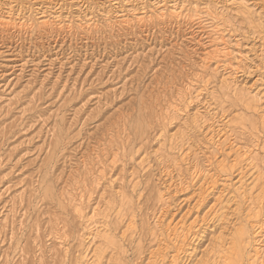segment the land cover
<instances>
[{
	"label": "rangeland",
	"instance_id": "rangeland-1",
	"mask_svg": "<svg viewBox=\"0 0 264 264\" xmlns=\"http://www.w3.org/2000/svg\"><path fill=\"white\" fill-rule=\"evenodd\" d=\"M263 93L264 0H0V264H264Z\"/></svg>",
	"mask_w": 264,
	"mask_h": 264
},
{
	"label": "bare ground",
	"instance_id": "bare-ground-1",
	"mask_svg": "<svg viewBox=\"0 0 264 264\" xmlns=\"http://www.w3.org/2000/svg\"><path fill=\"white\" fill-rule=\"evenodd\" d=\"M172 2H173V1H172ZM244 3H245V2H244ZM202 5H203V4H202ZM243 6H244V5H243ZM160 7H162V6H160ZM160 7H159V8H160ZM181 7H182V6H181ZM205 9H208V7H207V8H203V10H205ZM167 10H168V9H167ZM172 10H173L172 13H174V17H175V18H181V17H182V14H181L180 12H176V10H177V11H178V10L181 11V8H178V7H177V8H174V9H172ZM203 10H202V11H203ZM220 10H221V9H220ZM205 11H206V10H205ZM208 11H210V9H209ZM192 12H193L194 15H192L191 17H196V16H197L198 18H200V15H201V14H200V13H201L200 11L192 10ZM206 12H207V11H206ZM206 12H205V13H206ZM220 12H221V11H220ZM205 13H204V14H205ZM209 13H211V12H209ZM209 13H207V14H208V15H211V14H209ZM223 13H224V12H223ZM255 13H256V12H255ZM161 14H162V13H161ZM212 15H213V14H212ZM212 15H211V16H212ZM5 17H6V16H5ZM10 17H11V16H10ZM10 17H9V18H10ZM41 17H42V16H41ZM50 17H51V15H50ZM198 18H197V19H198ZM251 18H252V17H251ZM3 19H4V18H3ZM50 19H51V18H50ZM189 19H191V18H189ZM211 19H212V18H211ZM2 21H3V20H1V22H2ZM196 21H199V20H196ZM213 21H214V19H213ZM10 22H11V20H10ZM5 23H7V22L5 21ZM13 23H14V22H13ZM137 23H138V22H137ZM19 24H20V23H19ZM15 25H16V24H15ZM4 26H5V25H4ZM6 26H8V25H6ZM17 26H19V25H17ZM36 26H38V25H36ZM12 27H13V26H12ZM96 27H97V26H96ZM40 28H41V27H40ZM68 28H69V27H68ZM212 28H214V27H212ZM216 28H217V27H216ZM214 32H215V31H214ZM211 33H213V31H212ZM220 33H221V32H220ZM211 36H212V35H211ZM220 38H221V37H220ZM216 41H217V42H216V44H217V43L221 42V39L216 38ZM215 54H216V53H215ZM213 55H214V54H213ZM218 55H219V54H218ZM218 55L215 56V57L219 59L220 57H218ZM230 56H231V55H230ZM221 57H222V56H221ZM211 58H212V57H211ZM213 58H214V57H213ZM232 58H233V57H232ZM232 58H230V60H231ZM208 59H209V57H208ZM228 59H229V58H228ZM210 60H211V59H210ZM233 60H234V59H233ZM222 61H223V60H222ZM227 61H228V60H227ZM225 62H226V61H225ZM219 64H221V63L219 62ZM219 64L217 63L216 65H219ZM223 65H224V64H223ZM227 65H228V64H227ZM219 66H220V65H219ZM217 68H218V66H217ZM217 68H214V69H217ZM220 68H221V66H220ZM226 69H227V68H226ZM215 71H216V70H215ZM228 74H229V73H228ZM227 77H228V76H227ZM222 79H223V78H222ZM225 82H226V80H225ZM228 82H229V81H228ZM226 83H227V82H226ZM188 86H189V85H188ZM192 86H193V84H192ZM186 87H187V86H186ZM205 87H206V86H205ZM227 87H228V86H227ZM233 87H234V86H233ZM218 88H219V87H218ZM240 88H241V87H240ZM188 89H189V87H187L185 90L188 91ZM222 89H223V88H222ZM248 90H249V89H248ZM199 91H200V90H199ZM240 91H241V90H239L238 93H240ZM179 92H180V91H179ZM179 92H178V93H179ZM191 92H192V91H191ZM188 93H189V92H188ZM199 93H200V92H198V94H199ZM216 93H217V92H216ZM233 93H234V92H233ZM253 93H254V92H253ZM257 93H258V92H257ZM184 94H185V93H184ZM186 94H187V93H186ZM198 94H197V95H198ZM246 94H247V92H246ZM261 94H262V93H261ZM263 94H264V93H263ZM195 95H196V94H195ZM186 96H187V95H186ZM188 96H189V95H188ZM190 96H191V95H190ZM232 96H233V95H232ZM246 96H247V95H246ZM260 96H261V95H260ZM199 97H200V95H199ZM241 97H243V96H241ZM252 97H253V96H252ZM196 98H197V97H196ZM198 99H199V98H198ZM198 99H197V100H198ZM177 100H178V99H177ZM235 102H236V101H235ZM237 102H238V101H237ZM255 102H256V101H255ZM238 103H239V102H238ZM254 104H255V103H254ZM257 104H258V103H257ZM248 105H249V104H248ZM186 107H187V106H186ZM254 108H255V107H254ZM257 111H258V110H257ZM259 111H260V110H259ZM162 112H163V111H162ZM244 112H245V111H244ZM200 114H201V113H200ZM249 114H250V113H249ZM173 115H174V114H173ZM193 117H194V116H193ZM220 117H221V116H220ZM245 118H246V117H245ZM219 119H220V118H219ZM253 119H254V118H253ZM227 120H228V119H227ZM227 120H226V121H227ZM259 120H260V123H261L262 127H264V116H261V117L259 118ZM228 121H229V120H228ZM254 122H255V121H254ZM212 123H213V122H212ZM238 128H239V127H238ZM259 128H260V127H259ZM252 129H253V128H252ZM263 129H264V128H263ZM206 131H207V130H206ZM256 132H257V131H256ZM263 132H264V130H263ZM243 135H244V134H243ZM256 137H257V136H256ZM230 139H231V138H230ZM234 139H236V138H234ZM246 139H247V138H246ZM260 139H261V138H260ZM231 140H232V139H231ZM256 140H257V139H256ZM251 141H252V140H251ZM228 144H229V143H228ZM251 144H252V143H251ZM231 145H233V144H231ZM253 145H255V144H253ZM253 145H252V146H253ZM228 146H229V145H228ZM234 146H236V145L234 144ZM257 146H258V145H257ZM237 147H240V146H237ZM237 147L235 148L236 150L234 151V153H238L239 156L237 155V158L235 159V161L238 162V160L240 159V160L243 161V162L247 161L248 165L251 164V162L253 161V159H252V157H251V153H250V151L245 150V151L242 152V150L240 149V148H242V147H240V148H238V149H237ZM258 147H259V146H258ZM228 148L231 149V146L228 147ZM242 149H244V148H242ZM245 149H247V148H245ZM259 149H260V148H259ZM259 149H258V150H259ZM219 150H220V149H219ZM228 150H229V149H228ZM240 150H241L242 153L239 152ZM259 151H260V150H259ZM259 151H258V152H259ZM185 152H186V150H185ZM229 152L231 153L230 150H229ZM221 154H222V153H221ZM224 155H225V154H224ZM185 156H186V155H185ZM233 156H235V155H233ZM256 156H257V155H256ZM258 156H259V155H258ZM250 157H251V158H250ZM171 158H172V157H171ZM228 158H230V157H228ZM254 158H255V157H254ZM168 159H169V158H168ZM191 159H192V158H191ZM223 159H226V158H223ZM223 159H222V160H223ZM255 159H256V158H255ZM260 159H261V158H260ZM230 160H231V159H230ZM197 161H198V160H197ZM235 161H234V162H235ZM248 161H249V162H248ZM255 161H256V160H255ZM255 161H253V162H255ZM231 162H232V161H231ZM195 163H196V162H195ZM195 163H194V164H195ZM241 163H242V162H241ZM241 163H240V164H241ZM247 163H246V165H247ZM172 164H173V163H172ZM213 164H214V163H213ZM221 164H222V163H221ZM240 164H239V165H240ZM243 164H245V163H243ZM222 165H223V164H222ZM232 165H233V163H232ZM248 165H247V166H248ZM256 165H258L257 162H256ZM224 166H225V165H223V167H224ZM228 166H229V164H228ZM240 167H241V166H240ZM249 167H250V166H249ZM257 167H258V166H257ZM178 168H179V167H178ZM180 168H181V167H180ZM182 168H183V167H182ZM200 168H201V167H200ZM230 168H232V167H230ZM246 168H247V167H244V169H246ZM258 168H259V167H258ZM201 169H203V168H201ZM252 169H254V168H252ZM252 169H251V170H252ZM187 170H188V169H187ZM225 170H227V169H225ZM229 170H230V169H229ZM259 170H260V169H259ZM182 171H183V170H182ZM260 171L262 172V170H260ZM199 172H200V171H199ZM208 172H209V171H208ZM217 173H218V172H217ZM237 173H238V172H237ZM240 173H241V170H240ZM252 173H253V172H252ZM257 173H258V172H257ZM183 174H184V173H183ZM206 174H207V173H206ZM241 174H242V173H241ZM241 174H240V175H241ZM204 175H205V173H204ZM207 175H208V174H207ZM210 175H211V174H210ZM217 175H218V174H217ZM255 175H260V174H255ZM189 176H190V175H189ZM197 176H198V175H197ZM201 176H202V175H201ZM226 176H227V175H226ZM253 176H254V175H253ZM206 177H207V176H206ZM208 177L212 179V176H208ZM243 177H244V174H243ZM248 177H249V176H248ZM199 178H200V177H199ZM201 178H203V176H202ZM246 178H247V177H246ZM258 178H259V177L257 176V177L253 180V183H254L255 181H259ZM194 179H195V178H194ZM204 179H205V180H204ZM204 179H203V180L206 182V181H207L206 178H204ZM219 179H220V178H219ZM252 179H253V177H251V180H252ZM199 180H201V179H199ZM227 180H228V179H227ZM233 180H234V179H233ZM192 181H193V180H192ZM194 181H195V180H194ZM201 181H202V180H201ZM215 181H216V180H215ZM238 181H239V183H240V180H239V179H238ZM238 181H235V182H237V184H238ZM248 181H249V180H248ZM196 182H197V181H196ZM205 182H204V183H205ZM224 182H227V181H224ZM241 182H242V181H241ZM245 182H246V181H245ZM197 183H198V182H197ZM197 183H196V184H197ZM214 183H215V182H214ZM248 183H249V182H248ZM256 183H257V182H256ZM222 184H223V183H222ZM243 184H245V183H243ZM250 184H251L250 186L253 185L252 183H250ZM261 184H262V182H261ZM201 185H203V184L201 183ZM205 185H208V182H207V184H205ZM205 185H204V186H205ZM211 185H212V184H209L208 186L210 187ZM255 185H256V184H255ZM255 185H253V186H255ZM195 186H196V185H195ZM242 186H244V185H242V184L240 183L239 188L236 189V188L234 187V188H235V192H236V193H239V195L243 192L242 190H244V189H242V188H243ZM202 187H203V186H202ZM209 187H208V188H209ZM211 187H212V186H211ZM214 187H215V186H214ZM221 187H222V186H221ZM227 187H228V186H227ZM230 187H233V186H230ZM230 187H229V188H230ZM237 187H238V185H237ZM208 188H205V189L207 190ZM215 188H216V187H215ZM219 188H220V187H219ZM234 188H233V189H234ZM202 189H204V188H202ZM202 189H201V190H202ZM210 189H211V188H210ZM210 189H209V190H210ZM250 189H251V187L249 188V190H250ZM206 190H205V191H206ZM253 190H254V189H253ZM157 191H158V190H157ZM210 191L212 192V189H211ZM229 191H230V190H229ZM246 191H247V188H246ZM158 192H159V191H158ZM203 192H204V190H203ZM208 192H209V191H208ZM214 192H215V191H214ZM222 192H223V191H222ZM231 192H232V189H231ZM231 192H230V193H231ZM248 192H249V191H248ZM262 192H263V191H262ZM161 193H162V192H161ZM206 193H207V192H206ZM206 193H205V194H206ZM215 193H216V192H215ZM233 193H234V192H233ZM258 193H259V192H258ZM157 194H158V193H157ZM205 194H204V195H205ZM216 194H218V193H216ZM224 194H225V193H224ZM234 194H235V193H234ZM243 194H244V193H243ZM243 194H242V195H243ZM250 194H251V192H250ZM220 195H221V194H220ZM239 195H236V196H239ZM242 195H241V196H242ZM261 195H263V194H261ZM217 196H218V195H217ZM253 196H254V195H253ZM258 196H260V195L258 194ZM258 196H257V199H258V200H256L255 203H251V207L248 208V212H247V215L250 217V220H251V218H253V219L256 220V223H254L255 225L253 226L254 228L256 227V232L254 231L253 234L256 233V236L259 237V238L261 239V241L254 242L256 245H259V244H260V243L258 244V242H264V216H263V218H262V215H261V211H262L261 209H262V205H263L262 202H263L264 200L261 202L260 200H261L262 198L259 200V197H258ZM73 197H75V196H73ZM204 197H206V196H204ZM213 197H214V196H213ZM261 197H262V196H261ZM215 198H216V195H215ZM220 198H221V197H220ZM226 198H227V197H226ZM226 198H225V199H226ZM235 198H236V197H235ZM240 198H241V197H240ZM74 199H75V198H74ZM218 199H219V198H218ZM247 199L249 200L248 197H247ZM255 199H256V197H255ZM255 199H254V200H255ZM161 200H162V199H161ZM220 200H221V199H220ZM235 200H236V199H235ZM243 201H244V198H243ZM76 202H77V201H76ZM165 202H166V201H165ZM216 202H217V201H216ZM220 202H221V201H220ZM68 203H69V202H68ZM229 203H230V202H229ZM235 203H236V202H235ZM239 203H241V202H239ZM81 204H82V203H81ZM163 204H164V202H163ZM232 204H233V203H232ZM213 205H214V204H213ZM213 205H212V206H213ZM222 206H223V205H222ZM241 206H242V205H241ZM164 207H165V206H164ZM217 207H218V205H217ZM219 207H220V205H219ZM166 208H167V207H166ZM222 208H223V207H222ZM237 208H238V207H237ZM212 209H213V208H212ZM162 210H163V208H162ZM220 210H221V208H220ZM236 210H237V209H236ZM208 211H209V210H208ZM239 211H240V210H239ZM244 211H245V210H244ZM263 211H264V210H263ZM78 213H79V212H78ZM159 213H161V212H159ZM263 213H264V212H263ZM162 214H163V212H162ZM216 214H217V213H216ZM240 214H241V213H240ZM159 215H160V214H159ZM245 215H246V214H245ZM263 215H264V214H263ZM239 216H240V215H239ZM81 217H82V216H81ZM84 218H85V217H84ZM246 218H247V217H246ZM77 219H78V218H77ZM107 219H108V218H107ZM158 219H160V218L158 217ZM84 220H85V219H84ZM101 221H102V220H101ZM130 221H131V220H130ZM148 221H149V220H148ZM155 221H156V220H155ZM180 221H181V220H179V223L176 222L174 225H172L173 227H171L170 224H169L171 221H170V222L168 221V222H169V223H168L169 225L166 223L168 226H167V225H166V226L163 225V226H164V230H167V231L169 232V233H168V237L166 236V237L169 239V240H168L169 243H170L171 245L175 246L176 248H177V245L182 246V243H183V240H184V231H185V230L183 231V228H186V227H182V225L180 224ZM238 221H239V220H238ZM184 222H185V221H184ZM184 222H181V223H184ZM245 222H246V221H245ZM85 223H86V222H85ZM154 223L156 224V223H158V222H154ZM102 224H103V223H102ZM155 224H154V225H155ZM160 224H161V223H160ZM160 224H159V225H160ZM246 224H247V223H246ZM183 225H184V224H183ZM242 225H243V224H241V226H242ZM125 226H126V225H125ZM127 226H128V225H127ZM160 226H162V225H160ZM184 226H185V225H184ZM166 227H167V228H166ZM246 227H247V226H246ZM251 227H252V226H251ZM94 228H95V227H94ZM154 228H155V227H154ZM158 228H160V227H158ZM165 228H166V229H165ZM87 229H88V228H87ZM156 229H157V227L155 228V231H156ZM160 229H162V228H160ZM160 229H159V230H160ZM186 229H187V228H186ZM242 229H243V230H241V231H240L239 233H237V234H238L239 238H242V237H243L244 239H243L242 241H244L245 238H246V233H245L244 228H242ZM195 230H197V229H195ZM254 230H255V229H254ZM86 231H87V230H86ZM88 231H89V230H88ZM90 231H91V230H90ZM98 231H99V230H98ZM133 231H134V230H133ZM160 231L163 232V230H160ZM167 231H166V232H167ZM202 231H203V230H202ZM131 232H132V231H130L129 233H131ZM157 232H158V230H157ZM198 232H199V231H198ZM92 233H93V232H92ZM155 233H156V232H155ZM187 233H188V232L186 231L185 236H187V235H186ZM231 233H232V232H231ZM101 234H102V233H101ZM204 234H205V233H204ZM154 235H155V234H154ZM217 235H218V234H217ZM128 236H129V235H128ZM189 236H190V235H189ZM191 236H192V235H191ZM109 237H110V236H109ZM126 237H127V236H126ZM155 237H156V236H155ZM155 237H154L153 240L156 239ZM110 238H112V237H110ZM158 238H159V237H158ZM167 238H166V239H167ZM117 239H118V238H117ZM185 239H187V238L185 237ZM192 239H193V238H192ZM196 239H197V237H196ZM215 239H216V238H215ZM254 239H255V238H254ZM57 240H58V239H57ZM85 240H86V239H85ZM156 240H157V239H156ZM156 240H155V241H156ZM160 240H161V239H160ZM160 240H159V241H160ZM187 240H188V239H187ZM252 240H253V238H252ZM256 240H257V238H256ZM151 241H152V240H151ZM151 241H150V242H151ZM166 241H167V240H166ZM168 241H167V242H168ZM185 241H186V240H185ZM185 241H184V242H185ZM254 241H255V240H254ZM115 242H116V240H115ZM125 242H126V241H125ZM153 242H154V241H153ZM190 242H191V241H190ZM231 242H232V241H231ZM79 243H80V242H79ZM151 243H152V242H151ZM156 243H158V242H156ZM160 243H161V242H160ZM163 243H164V242H163ZM114 244H115V243H114ZM117 244H118V243H117ZM154 244H155V242H154ZM166 244L168 245V243H166ZM166 244H163V245L166 246ZM180 244H181V245H180ZM185 244H186V242H185ZM210 244H211V243H210ZM242 244H243V242H242ZM163 245H161L160 248H162ZM193 245H194V244H193ZM217 245H218V244H217ZM231 245H233V243H231ZM261 245H262V244H261ZM158 246H159V245H158ZM158 246H157V247H158ZM247 246H248V245H247ZM98 247H99V246H98ZM163 247H164V246H163ZM168 247H169V246H168ZM194 247H195V246H194ZM234 247L236 248V246H233V248H234ZM243 247H244V246H243ZM251 247H252V246H251ZM260 247H261V246H260ZM260 247L257 246V248H254V250H253V252H252L253 255H252V254L250 255L251 257H250L249 260H250L251 262L249 261V264H254V262L256 261V256L259 254V251H260L259 249H260ZM263 247H264V246H263ZM118 248H119V247H118ZM158 248H159V247H158ZM164 248H166V247H164ZM169 248L172 250L174 247L171 248V246H170ZM176 248H175V250H176ZM180 248H181V247H180ZM185 248H186V247H185ZM95 249H96V248H95ZM167 249H168V248H167ZM122 250H123V248H122ZM157 250H158V249H157ZM178 250H179V249L177 248V251H178ZM183 250H185V249H183ZM194 250H195V249H194ZM227 250H228V249H227ZM230 250H234V249H230ZM84 251H85V250H84ZM158 251H161V250H158ZM163 251H164V250H163ZM166 251H168V250H166ZM218 251H219V250H218ZM235 251H236V250H235ZM156 252H157V251H156ZM172 252H173V251H172ZM172 252H171V253H172ZM175 252H176V251H175ZM185 252H187V250H186ZM154 253H155V252H154ZM157 253H159V252H157ZM178 253H179V251H178ZM243 253H244V252H243ZM263 253H264V251H263ZM115 254H116V253H115ZM155 254H156V253H155ZM155 254H154V256H155ZM159 254H160V253H159ZM182 254H183V253H182ZM224 254H225V253H224ZM234 254H235V253H234ZM94 255H95V253H94ZM156 255H157V254H156ZM161 255H163L162 251H161ZM161 255H160V256L157 255L158 258H159V257L161 258ZM174 255L177 256V253H175ZM174 255H171V256L174 257ZM187 255H188V254H187ZM210 255H211V254H210ZM219 255H220V254H218V256H219ZM89 256H90V255H89ZM96 256H97V255H96ZM152 256H153V255H152ZM157 256H155V257L157 258ZM179 256H180V255H179ZM218 256H217V257H218ZM239 256H240V255H239ZM239 256H238V257H239ZM261 256H262V254H261ZM155 257H154V258H155ZM162 257H163V256H162ZM169 257H170V256H169ZM180 257H181V256H180ZM186 257H187V256H186ZM217 257H216V258H217ZM220 257H222V256H219V258H218V261H219V262H220V260H219ZM225 257H226V256H225ZM228 257H229V256H228ZM86 258H87V257H86ZM150 258H151V257H150ZM150 258H149V259H150ZM154 258L152 257L153 260H152V259H151V260L154 261V260H155ZM163 258H164V257H163ZM171 258H172V257H171ZM174 258L177 260L176 257H174ZM174 258H172V259H168V260H171V261H170V264L174 262V260H175ZM223 258H224V257H223ZM229 258H230V257H229ZM184 259H185V258H184ZM221 259H222V258H221ZM157 260H161V261H162V259H157ZM176 260H175V261H176ZM225 260H226V258H225ZM225 260L223 259V264H224ZM83 261H84V260H83ZM116 261H117V260H116ZM152 261H151V262H152ZM161 261H160V262H161ZM164 261H165V260H164ZM214 261H215V259H214ZM231 261H232V260H231ZM85 262H86V261H85ZM93 262H94V261H93ZM118 262H119V261H118ZM146 262H147V260H146ZM157 262H159V261H157ZM204 262H205V261H204ZM219 262H218V263H219ZM257 262H258V261H257ZM257 262H256V263H257ZM259 262H260V261H259ZM120 263H121V262H120ZM120 263H119V264H120ZM154 263H155V262H152V264H154ZM176 263H177V262H176ZM183 263H184V262H183ZM193 263H194V262H193ZM213 263H214V262H213ZM262 263H264V262H262ZM91 264H92V263H91ZM117 264H118V263H117ZM144 264H145V263H144ZM147 264H148V262H147ZM168 264H169V262H168ZM173 264H174V263H173ZM214 264H215V263H214ZM216 264H217V263H216ZM220 264H222V262H221ZM225 264H229V263H227V261H226ZM230 264H231V263H230Z\"/></svg>",
	"mask_w": 264,
	"mask_h": 264
}]
</instances>
